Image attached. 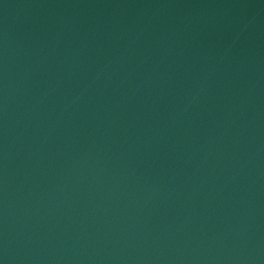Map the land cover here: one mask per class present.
Returning a JSON list of instances; mask_svg holds the SVG:
<instances>
[{"label": "water", "instance_id": "95a60500", "mask_svg": "<svg viewBox=\"0 0 264 264\" xmlns=\"http://www.w3.org/2000/svg\"><path fill=\"white\" fill-rule=\"evenodd\" d=\"M0 264H264V0H0Z\"/></svg>", "mask_w": 264, "mask_h": 264}]
</instances>
